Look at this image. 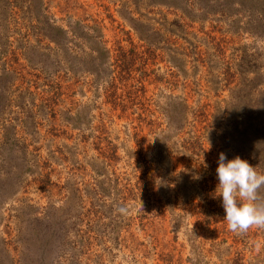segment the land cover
<instances>
[{
    "label": "rangeland",
    "instance_id": "obj_1",
    "mask_svg": "<svg viewBox=\"0 0 264 264\" xmlns=\"http://www.w3.org/2000/svg\"><path fill=\"white\" fill-rule=\"evenodd\" d=\"M14 2L0 11V264H264V230L230 231L225 210L202 219L175 177L199 163L216 172L221 153L220 121L183 115L180 102L220 114L231 90L264 92V40L143 0H42L67 32L54 42L45 19H26L40 0ZM181 47L186 61L169 60ZM204 126L200 157L178 150Z\"/></svg>",
    "mask_w": 264,
    "mask_h": 264
},
{
    "label": "trees",
    "instance_id": "obj_2",
    "mask_svg": "<svg viewBox=\"0 0 264 264\" xmlns=\"http://www.w3.org/2000/svg\"><path fill=\"white\" fill-rule=\"evenodd\" d=\"M16 0H0V11L3 10L4 6L10 4V11L13 12L12 6L15 9L18 7L15 2ZM32 1V0H28ZM130 1V0H129ZM135 5H138L139 0H131ZM146 3L158 4L165 6L167 8L181 7L182 11H185L189 15L190 20L199 19L205 20L210 16V13H214V16L218 18H224L225 21H230L236 25V28H240L246 32H249L250 35L259 37L264 40V0H143ZM208 2H218L221 3L220 8L211 10L206 6ZM228 4L224 6L223 4ZM40 8L35 10L32 8V5H28L30 11L26 12L27 18H41L46 20V24H49L52 32H56L52 36H49L50 40L56 42V36H66L67 32L61 26L53 24V19L41 13L43 2L40 0ZM16 12V10H15ZM214 20H220L215 19ZM31 24L30 22H28ZM173 24H178L174 20ZM167 25V24H166ZM165 27V24H163ZM59 39V38H58ZM144 39V38H143ZM146 40V39H144ZM148 41V40H147ZM176 50V48H175ZM186 50L181 47L176 53H171L168 56L169 60L181 59L184 60V57H187L185 54ZM242 56H246L245 50H242ZM251 55L249 54L245 60L248 62ZM180 60V61H181ZM186 61V60H184ZM241 65V64H240ZM242 66V65H241ZM257 66V64H256ZM174 67L177 68L178 73L185 75L187 72L183 65L179 67L177 62L174 64ZM230 70L232 68L229 66L228 76L235 77L234 73ZM241 72V71H240ZM258 73V72H257ZM171 83H173L171 81ZM261 82L253 85L250 84L247 87L235 88L231 90V97L229 101L225 102V107L223 106L222 112L216 114L212 112L208 114L203 111L202 108L195 110L193 107L188 106L186 102H180L179 113L185 115L186 113H196L195 117H199V120L202 121L204 118L206 121L212 120L213 122L220 121L219 130L211 132L215 134L219 141V150L220 152L225 153L226 158L231 160L236 156L247 160L249 164L256 168L258 172H264V92L258 90V86ZM250 88V89H249ZM181 115V116H183ZM210 122V121H209ZM204 131L200 134L188 135L187 138H184L178 147V150H183L190 155L199 156L204 151V143L201 141L202 137H206V126L203 127ZM160 155H163L160 151ZM163 157H160V162L162 164ZM147 161V160H146ZM145 161V162H146ZM141 168L143 165L141 164ZM139 167V168H140ZM148 165L146 164V169H142L143 177H137L141 181L140 185L143 190L142 195H145V198L149 196V191L147 190L149 182L146 180L147 177L144 175L148 172ZM175 175V177L183 178V186L190 185L192 194L190 197H187V205L192 209L195 214L200 215L202 219L213 222L216 220L214 217L215 211H224L222 206V197L218 196L216 193V188L218 185L217 173L209 170V165L203 163L197 164V166L190 167L185 171ZM116 180L117 178L111 179ZM164 185H168L166 180H162ZM131 197L137 196L133 188L129 186H124ZM177 190H172L170 192V200L177 199ZM152 195V194H151ZM260 195L264 197V188L260 190ZM198 196L199 201H195L194 197ZM133 199V198H132ZM145 199L140 202L145 205ZM64 205L67 210L74 208L77 214H82V205L77 206V202L68 198L65 200ZM65 208V207H64ZM225 212V211H224ZM46 219V216H42ZM61 222L59 228H64L61 236L64 232L68 230L67 221L69 218L63 214L61 217ZM79 218V216H78ZM79 220H81L79 218ZM45 224V222H44ZM47 224V223H46ZM73 225L74 222H71ZM46 228V227H44ZM57 228L56 231L59 229ZM264 230V228H258ZM240 260V258H238ZM238 263V260L235 261V264Z\"/></svg>",
    "mask_w": 264,
    "mask_h": 264
},
{
    "label": "clouds",
    "instance_id": "obj_3",
    "mask_svg": "<svg viewBox=\"0 0 264 264\" xmlns=\"http://www.w3.org/2000/svg\"><path fill=\"white\" fill-rule=\"evenodd\" d=\"M216 172V193L222 197L228 229L240 234L253 226L264 228V197L260 195L264 172H258L239 156L228 160L223 152L219 154Z\"/></svg>",
    "mask_w": 264,
    "mask_h": 264
}]
</instances>
